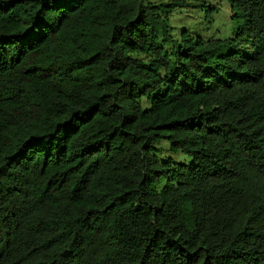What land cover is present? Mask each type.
<instances>
[{"label":"trees","instance_id":"trees-1","mask_svg":"<svg viewBox=\"0 0 264 264\" xmlns=\"http://www.w3.org/2000/svg\"><path fill=\"white\" fill-rule=\"evenodd\" d=\"M225 1L207 40L186 0H0V264H264V0Z\"/></svg>","mask_w":264,"mask_h":264},{"label":"rangeland","instance_id":"rangeland-1","mask_svg":"<svg viewBox=\"0 0 264 264\" xmlns=\"http://www.w3.org/2000/svg\"><path fill=\"white\" fill-rule=\"evenodd\" d=\"M193 6L179 7L169 16V25L177 29L180 35L184 29H188L194 36L202 37L207 40L233 38L236 31V23L231 18L230 3L222 0H186ZM217 5L220 7L218 13H214L207 18L203 4ZM170 150V146H168ZM177 163H190L192 159L186 152H180L175 155ZM167 157H171L168 154Z\"/></svg>","mask_w":264,"mask_h":264}]
</instances>
